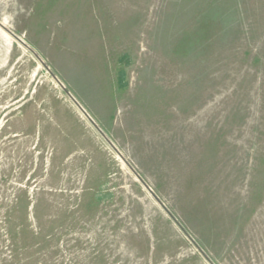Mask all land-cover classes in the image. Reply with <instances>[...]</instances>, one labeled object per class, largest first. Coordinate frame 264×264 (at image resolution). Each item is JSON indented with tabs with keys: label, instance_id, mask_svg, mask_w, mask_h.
Masks as SVG:
<instances>
[{
	"label": "rangeland",
	"instance_id": "374dc122",
	"mask_svg": "<svg viewBox=\"0 0 264 264\" xmlns=\"http://www.w3.org/2000/svg\"><path fill=\"white\" fill-rule=\"evenodd\" d=\"M0 264H264V0H0Z\"/></svg>",
	"mask_w": 264,
	"mask_h": 264
},
{
	"label": "water",
	"instance_id": "95a60500",
	"mask_svg": "<svg viewBox=\"0 0 264 264\" xmlns=\"http://www.w3.org/2000/svg\"><path fill=\"white\" fill-rule=\"evenodd\" d=\"M14 35V34H13ZM15 36V38L16 39H18L19 41H21V39L18 37V36H16V35H14ZM22 42V41H21Z\"/></svg>",
	"mask_w": 264,
	"mask_h": 264
}]
</instances>
